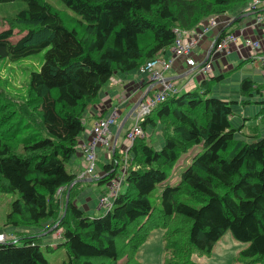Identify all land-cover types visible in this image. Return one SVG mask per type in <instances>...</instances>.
Instances as JSON below:
<instances>
[{"label": "trees", "instance_id": "1", "mask_svg": "<svg viewBox=\"0 0 264 264\" xmlns=\"http://www.w3.org/2000/svg\"><path fill=\"white\" fill-rule=\"evenodd\" d=\"M21 1L26 8L0 31V63L44 54L21 100L0 92V194L15 196L4 226L16 230V240L0 242V264H50L40 246L48 228L61 229L55 247L46 246L62 252L54 264H119L128 247L125 264H140L136 252L157 229L164 232L165 264H196L193 255L210 256L226 232L247 244L237 261L264 264V137L235 139L241 132L230 123L235 102L210 95L225 75L178 91L141 121L143 130L158 127L163 145L156 150L146 136L134 141L125 189L109 211L90 218L80 210L72 200L82 184L65 168L79 154L86 111L114 73L138 71L170 48L175 28L191 31L250 0H60L70 11H61L68 24L44 0ZM227 30L216 40L232 33ZM14 31L20 37L11 42ZM263 88L244 78L240 104ZM195 146L201 150L169 184L181 155ZM123 162L115 145L98 184L109 182Z\"/></svg>", "mask_w": 264, "mask_h": 264}, {"label": "crops", "instance_id": "2", "mask_svg": "<svg viewBox=\"0 0 264 264\" xmlns=\"http://www.w3.org/2000/svg\"><path fill=\"white\" fill-rule=\"evenodd\" d=\"M250 1L245 3L244 5L238 6L233 12L229 14L217 16L216 25L210 28L198 39V42L192 51V56L197 61V63H200L201 61H204L206 59V54L210 49V45L217 37V35L224 29L228 28L227 31H232V33H234L238 38L237 43L235 45H230L229 49L225 53H211L212 55L209 59L211 65V72L209 74L204 72L201 73L197 69H193L190 71V69L185 64L183 57H178L172 62L171 69L166 71L164 75L175 81L179 93L182 94L184 92L195 89L201 85V82L203 80H208L213 76L217 77L219 75H225V77L221 81L214 84V86L211 88V93L213 90L218 89L219 92L224 95V97H220L219 99H224V101L235 102L233 105L244 106L240 104V102L244 100V98L238 97L236 95L238 94L240 96L238 91L240 82L244 78H249L257 84L264 85V77L262 76L261 68L258 61H255L253 58H251L252 54H250L249 50L243 47L242 45V40L244 38L253 40L256 39L259 41L260 47L264 51V20L261 23H257L255 21L254 14L246 13V10L250 8ZM262 9L263 10L261 12L264 17V7ZM239 14H241L242 16ZM237 16H241L242 18L235 22L236 25L234 23V25L229 28V23L232 21V19L236 18ZM198 28H200V26L197 27L196 30H198ZM157 57L169 60L172 57V51L170 48H168L160 52ZM238 63L239 65H245L243 68L241 67L237 69V67L239 66L237 65ZM147 89L148 85L146 75L140 73L139 71L128 73H114L108 83L101 90L98 100L95 103L96 105L94 104L86 111L84 115V124L86 129L82 134V138H80L79 143L87 142L90 140V136L85 132L92 126V124L95 122V120H97V118L106 117L114 108H116L118 111L117 122L111 127V134L114 138L115 134L117 133V130L120 127L121 118L126 113L128 114L133 105L137 103L146 93ZM255 96L258 99L253 100L252 97L250 99V104L252 102L260 104V108L254 109V111L253 108L249 111H246V109H244L243 112H240V117L242 118L243 123L240 124L239 127H243L248 123H250L248 125L255 123L254 126H251V128L253 129L252 135L259 134L260 137H264V134H262L264 133V127H258L256 122L258 119V122L264 124V114H261V111L264 108V104L262 103L264 101V88L259 94H256ZM130 117L131 115L128 117L129 120H131ZM251 120H253V122ZM149 129H151V131H148ZM240 129L241 128H239V130ZM144 130L145 136L146 134L148 136H152L154 132H157V134L160 136L158 127L153 128L152 126L147 125ZM116 146H118L119 150L121 151L123 144L122 142L116 141ZM98 152V157H100V159L105 158L109 160V163L111 162V152L104 148H99ZM97 165H101V162H99V160L96 166ZM65 168L70 174L75 175V177L78 178L81 173V170L83 169V159L80 153L70 159L67 162ZM96 169L97 170L95 171V176L93 178H84L92 179L91 183L83 182V179H78V182H80L82 186H80L78 194L74 196L72 200V202L90 218L102 215L96 214V212L102 209L98 201H100L101 195L106 192L108 183L105 182L102 184H98L95 177L101 178L104 175V170L102 168L99 169L98 166ZM90 185H102L100 195H95L91 193V191L89 193L88 188L90 187ZM122 187L124 190L125 185H122ZM9 237L16 240V237L12 234H9Z\"/></svg>", "mask_w": 264, "mask_h": 264}, {"label": "rangeland", "instance_id": "3", "mask_svg": "<svg viewBox=\"0 0 264 264\" xmlns=\"http://www.w3.org/2000/svg\"><path fill=\"white\" fill-rule=\"evenodd\" d=\"M44 1L48 2L53 9L60 11L59 14L65 20L64 15L61 11H64V10L68 12L70 11L67 10L63 2H61L60 0H44ZM25 8H26V3L21 0L0 4V31L8 27L7 19L9 17L16 15L20 10L25 9ZM65 23L68 24V21L65 20ZM19 37H20L19 33L17 31H14L13 36L11 37L10 41L15 42ZM43 54L44 52H40L37 55H34L33 57H29V58H24V59H20L16 61H9V60L2 61L0 63V92L1 94L6 95L8 98L21 100L25 96L27 84L29 83V77L31 73L38 72L40 70V66L43 61ZM237 65H239V63ZM244 65L245 64L239 65L237 69L241 67L243 68ZM210 95L214 98L224 97V95H222L218 89L213 90L212 93H210ZM236 95L238 97H241L238 94ZM257 99L258 98L256 96L253 97V100H257ZM252 108H253V111L254 109L260 108V104L252 102L251 104H246L244 106L233 105L232 106L233 114L230 117L233 127L237 128L240 126V124L243 123L242 118L240 117L241 116L240 112H243L244 109H246V111L247 110L249 111ZM126 114L121 118L120 124L122 123L123 119L126 117ZM248 124L241 127V133L237 132L235 134V138L237 140H245L246 134H253L252 132L253 129L251 128V126H254V124H251V125H248ZM130 125H131V120L127 119V121L125 122V124L120 130L119 136L117 138L118 142H122V144H125L124 134ZM257 126L260 128H263L264 124L258 122V119H257ZM111 127L112 126H110L109 128L110 132H112ZM148 131H151V129H149ZM146 139L153 145V147L156 150H159L161 148L163 138L161 135L159 136L157 132H154L152 136L151 135L148 136L146 134ZM200 150H201L200 146H195L194 148L190 149L187 153L181 155V157L175 164L174 168L172 169L168 177L167 182L169 184H174L178 182L179 172L188 166V164L190 163L191 157L195 153L199 152ZM98 155H99V152H98ZM98 160L101 163H109V160L105 158L100 159V157H98ZM97 166L99 167V169L103 167V165L102 166L97 165ZM96 170L97 169H95V171ZM88 183H91V182H88ZM101 188H102V185L100 186L90 185L88 189H89V193L91 191V193L95 195H100ZM122 190H123V187L121 188L120 192H122ZM62 191L63 190L58 191L57 195L59 197L62 194ZM14 197L15 196L13 194H0V234L2 235L4 234L6 238L9 237V234L14 235L16 231L15 229L11 227L4 226L6 215L10 212L11 200ZM102 198H103V195H101L100 199ZM103 213H105L104 209H101L100 211L96 212V214H103ZM49 230L50 232L48 233ZM60 230L61 229L56 230L55 232L51 233L52 229L48 228V230L46 232H43V234L47 233L50 235L46 234L47 236L41 238V241H40V246H41V249L43 250V254L47 258L50 264H54V262L58 259L57 255H60V253L62 252L60 251L46 252V246H51L52 248L55 247L56 244H53V243H56L60 240V237H59ZM17 231L28 232V229L25 230L24 228H19V230ZM163 233L164 232L161 229L154 230L150 234L148 239L138 248L136 252L137 253L136 257L140 264H165L166 255L163 249L164 247L163 240H162ZM246 246H247L246 243H242V242H239L233 239L231 234L229 232H226L220 238V240L215 244L210 256L200 257L197 255H193L192 259L196 264H245L243 262L237 261L236 258L238 257L240 251L243 250ZM126 252H128L129 254H125V257L121 261H119V264H125L126 258L130 256L132 253L131 247H128L126 249ZM63 258H64V253H63Z\"/></svg>", "mask_w": 264, "mask_h": 264}, {"label": "built area", "instance_id": "4", "mask_svg": "<svg viewBox=\"0 0 264 264\" xmlns=\"http://www.w3.org/2000/svg\"><path fill=\"white\" fill-rule=\"evenodd\" d=\"M263 7L264 1L251 0L250 8L246 10V13L254 14L255 21L261 23L264 17L262 12L258 13V11L263 10ZM216 19L217 16H209L200 21L191 31L175 28V39L170 47L172 57L166 60L156 56L139 67L138 71L146 75L148 91L142 96L140 103L131 114V125L124 134L125 144H123L120 151L124 153L123 165L119 168L118 173L109 180L107 183V190L103 194V198L99 201L100 207L106 212L111 209L113 200L120 193L122 185L124 184L126 172L125 160L128 156V149L134 141L145 136V131L140 125L141 121L149 116L168 97L178 92L175 81L164 75L166 71L171 69L172 62L178 57H183L190 71L197 69L201 73L204 72L209 74L211 72L209 60L211 55L213 53H225L230 45H235L237 43L238 38L234 33H227L218 40H216V37L210 45V49L206 54V59L197 63L192 56V51L198 39L216 25ZM199 26L200 28L196 30ZM242 45L252 54L251 58L258 61L262 76L264 77V51L261 49L259 41L256 39L244 38L242 40ZM117 118L118 111L114 108L106 117L97 118L92 126L85 132L90 136V140L79 143L77 147L83 159V169L78 179L92 178L95 176L99 148H104L109 152L113 150V137L109 128L116 123ZM6 239L4 234H0V242Z\"/></svg>", "mask_w": 264, "mask_h": 264}, {"label": "water", "instance_id": "5", "mask_svg": "<svg viewBox=\"0 0 264 264\" xmlns=\"http://www.w3.org/2000/svg\"><path fill=\"white\" fill-rule=\"evenodd\" d=\"M242 16V15H241ZM241 16H237L236 18L232 19V21L229 23L230 26L234 25L235 22H237L238 20H240L242 17ZM148 91V90H147ZM141 99L135 103L133 105V107L130 109V111L128 112L127 116L125 117V119H123L122 123L120 124V127L119 129L117 130V133L115 134L114 136V139H113V146L116 145V141H117V138L119 136V133H120V130L121 128L123 127V125L125 124L126 120L128 119V117L133 113V111L136 109L137 105L140 103ZM83 182H91L92 179H83L82 180ZM54 228V226L52 227ZM50 232V230L48 231V233ZM47 233L41 235L40 237H43V236H46Z\"/></svg>", "mask_w": 264, "mask_h": 264}, {"label": "bare ground", "instance_id": "6", "mask_svg": "<svg viewBox=\"0 0 264 264\" xmlns=\"http://www.w3.org/2000/svg\"><path fill=\"white\" fill-rule=\"evenodd\" d=\"M252 121V120H251ZM257 122V121H256ZM246 124V123H245ZM255 124V123H254ZM238 128V127H237ZM241 128V127H240ZM241 130V129H240ZM134 146V145H133ZM115 156V155H114ZM119 161V160H118ZM110 166V165H109ZM152 218V217H151ZM154 218V217H153ZM150 219V218H149ZM154 220V219H153ZM152 223V222H151Z\"/></svg>", "mask_w": 264, "mask_h": 264}]
</instances>
